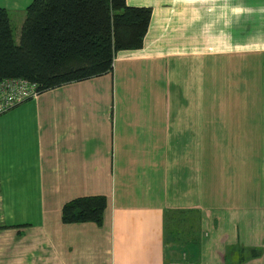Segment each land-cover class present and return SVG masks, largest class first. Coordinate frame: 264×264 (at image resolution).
I'll list each match as a JSON object with an SVG mask.
<instances>
[{
  "label": "crops",
  "instance_id": "obj_1",
  "mask_svg": "<svg viewBox=\"0 0 264 264\" xmlns=\"http://www.w3.org/2000/svg\"><path fill=\"white\" fill-rule=\"evenodd\" d=\"M126 3L141 46L0 113V264L176 263L166 211L190 209L196 262L264 264V0ZM84 195L102 224L62 223Z\"/></svg>",
  "mask_w": 264,
  "mask_h": 264
},
{
  "label": "trees",
  "instance_id": "obj_2",
  "mask_svg": "<svg viewBox=\"0 0 264 264\" xmlns=\"http://www.w3.org/2000/svg\"><path fill=\"white\" fill-rule=\"evenodd\" d=\"M150 12L126 0H30L16 42L9 12L0 6V79L25 77L42 91L110 71L118 49L141 46ZM106 205L103 195L74 197L62 205L61 221L100 225ZM197 212L166 211V239L188 253L179 261H195L197 244L195 237L184 239L174 217L194 221Z\"/></svg>",
  "mask_w": 264,
  "mask_h": 264
},
{
  "label": "built area",
  "instance_id": "obj_3",
  "mask_svg": "<svg viewBox=\"0 0 264 264\" xmlns=\"http://www.w3.org/2000/svg\"><path fill=\"white\" fill-rule=\"evenodd\" d=\"M40 90L35 81L25 77L0 79V113L24 99L35 96ZM172 264H199L196 261H179Z\"/></svg>",
  "mask_w": 264,
  "mask_h": 264
},
{
  "label": "rangeland",
  "instance_id": "obj_4",
  "mask_svg": "<svg viewBox=\"0 0 264 264\" xmlns=\"http://www.w3.org/2000/svg\"><path fill=\"white\" fill-rule=\"evenodd\" d=\"M26 5H25V7H26ZM25 7L24 8L7 9L9 12V15H10L11 24H12V28H13V36H14L16 42L19 41L20 26H21V23L25 17ZM178 218H179L178 216L174 217V222H178L179 225L176 227L179 229H182L183 224L178 220ZM174 247L175 248L172 250V252L176 255L175 259H177L179 261V260H182L183 258H187V254L185 253V250H182V248H180V246L178 247L176 244H174Z\"/></svg>",
  "mask_w": 264,
  "mask_h": 264
}]
</instances>
